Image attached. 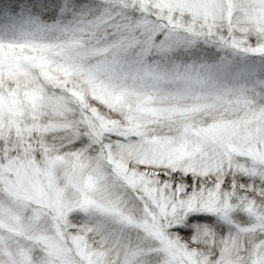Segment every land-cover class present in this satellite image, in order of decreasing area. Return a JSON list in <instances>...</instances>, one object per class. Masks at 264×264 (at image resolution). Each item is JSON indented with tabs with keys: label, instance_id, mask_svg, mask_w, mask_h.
<instances>
[{
	"label": "snow or ice",
	"instance_id": "snow-or-ice-1",
	"mask_svg": "<svg viewBox=\"0 0 264 264\" xmlns=\"http://www.w3.org/2000/svg\"><path fill=\"white\" fill-rule=\"evenodd\" d=\"M0 264H264V0H0Z\"/></svg>",
	"mask_w": 264,
	"mask_h": 264
}]
</instances>
